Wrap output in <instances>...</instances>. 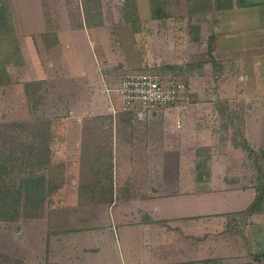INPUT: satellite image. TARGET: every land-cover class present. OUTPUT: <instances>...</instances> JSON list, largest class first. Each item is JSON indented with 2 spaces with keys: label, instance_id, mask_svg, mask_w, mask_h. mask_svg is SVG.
I'll return each instance as SVG.
<instances>
[{
  "label": "rangeland",
  "instance_id": "obj_1",
  "mask_svg": "<svg viewBox=\"0 0 264 264\" xmlns=\"http://www.w3.org/2000/svg\"><path fill=\"white\" fill-rule=\"evenodd\" d=\"M223 4L227 0H156L152 14L158 11L166 18L154 30V24L141 23L146 19L139 16L136 0H0V67L7 70L0 86V196L8 192L20 203L14 218L0 220V264H50L52 237L82 226L89 201L82 199L78 210L70 209L76 200L67 187L75 178L66 162L74 159L71 149L81 128L83 141L98 151L108 145L109 131L123 129L129 138L144 127L126 117L130 114L122 104L108 112L109 103L95 96L97 89L83 88L90 80L69 78L59 67L65 53L56 47L58 35L83 28L84 18L93 26L104 20L102 38L97 37L100 73L94 80L114 97L135 74L178 73L187 85V101L158 114L167 117L163 128L178 132L157 134V147L187 151V158L197 149L205 161L226 160L228 151L243 153L255 199L245 212L205 218L204 256L197 264H264V99L257 88L231 85L244 75L242 66L213 61L208 17L228 8ZM163 46L181 58L172 72L169 61L148 62L155 54L163 57ZM83 47L88 61L89 48ZM73 112L96 116L83 124ZM94 152L83 157L95 160ZM29 181L38 183L29 185L31 191Z\"/></svg>",
  "mask_w": 264,
  "mask_h": 264
},
{
  "label": "crops",
  "instance_id": "obj_2",
  "mask_svg": "<svg viewBox=\"0 0 264 264\" xmlns=\"http://www.w3.org/2000/svg\"><path fill=\"white\" fill-rule=\"evenodd\" d=\"M136 3L139 16L146 19H140L141 23L154 24V30L156 23L166 18L153 17L151 0ZM222 7L228 8L215 9L208 17L213 61L242 66L243 82L231 85L257 88L264 99V0H227ZM103 25L104 20L93 26L84 18L83 28L58 35L56 47L65 53L59 66L63 73L72 79L90 80L83 88L97 89L96 98L109 103L108 112H115L121 101L94 80L100 73L97 65L102 55L97 37L102 38ZM151 41L158 47L156 39ZM83 44L89 48L88 61L83 57ZM163 50V57L155 54L154 59L149 57V64L169 61L171 72L175 70L172 66H181L177 52H170L168 46ZM192 53L200 60L198 52ZM50 67L55 68L54 62ZM40 72L43 74V68ZM43 75L39 79L43 80ZM161 76L183 80L178 73ZM129 114L126 117L144 126L139 135L131 133L125 138L123 129L109 131L108 145L100 148L103 151L84 142L82 128L78 131L80 140L71 149L74 159L66 161L75 178L73 187H67L76 200L70 209L78 210L82 199L89 203L82 226L77 222L80 227L75 232L52 237L50 264H197L204 256L205 218L245 212L255 199L241 151H228L223 161H205L196 149L194 156L187 158V151L157 147V134L178 132L176 127L163 128L165 115ZM95 116L73 112V119L83 124ZM90 151L101 153L94 152L95 160L85 159L84 152Z\"/></svg>",
  "mask_w": 264,
  "mask_h": 264
},
{
  "label": "built area",
  "instance_id": "obj_3",
  "mask_svg": "<svg viewBox=\"0 0 264 264\" xmlns=\"http://www.w3.org/2000/svg\"><path fill=\"white\" fill-rule=\"evenodd\" d=\"M187 85L178 78L158 74L128 76L117 91L124 113L158 115L171 111L187 101ZM113 113H115L113 111ZM181 128V124H178Z\"/></svg>",
  "mask_w": 264,
  "mask_h": 264
},
{
  "label": "trees",
  "instance_id": "obj_4",
  "mask_svg": "<svg viewBox=\"0 0 264 264\" xmlns=\"http://www.w3.org/2000/svg\"><path fill=\"white\" fill-rule=\"evenodd\" d=\"M154 2H156V0H151V5L152 7H154ZM133 5L135 6L134 2H133ZM153 17L155 19H162V18H165L166 15L165 14H159L158 15V11H155V14H153ZM6 76H7V70L5 68H3V66L0 67V86H3L4 82H5V79H6ZM42 182V180H41ZM28 186L31 185H35L37 186L38 183H36L35 181H29L27 182ZM43 183H44V180L41 185L42 189L44 188L43 187ZM28 189L31 191L32 190V187H28ZM41 192L43 193V190H41ZM10 194L7 192L6 194H4L2 197L0 196V220H3L4 222L6 220H9V218H14L12 217L13 214H17V206L20 207V203H16L18 198L15 200V201H12L10 198H9ZM21 196H22V193H21ZM258 206V204H257ZM16 216V215H15Z\"/></svg>",
  "mask_w": 264,
  "mask_h": 264
}]
</instances>
